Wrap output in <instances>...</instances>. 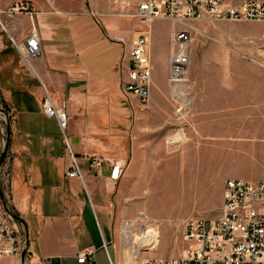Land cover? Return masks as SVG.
I'll return each mask as SVG.
<instances>
[{"label": "rangeland", "instance_id": "rangeland-1", "mask_svg": "<svg viewBox=\"0 0 264 264\" xmlns=\"http://www.w3.org/2000/svg\"><path fill=\"white\" fill-rule=\"evenodd\" d=\"M139 1L77 0L81 11L74 20L79 18L81 21L75 22L85 23L86 27L80 32L92 36L90 50L106 55L101 76L110 81L114 74L116 77L106 93H101L100 86H95L93 95L84 91L86 99L89 95L94 98L93 108L88 104L86 107L73 105L78 108V113L84 117L90 115L95 123L103 125L106 138L114 142L111 153L117 154L122 143L129 145L135 138L140 163L149 166L148 157L157 156L155 163L151 162V170H144L141 183L137 184V216L141 214L130 220L133 225L130 244L150 230L158 231L157 247L140 248L136 264H143L148 258L178 259L182 256L186 249L181 238L184 221L190 217L217 218L225 180L264 179V22H189L192 43L185 85L173 87L168 82L167 65L161 78L165 88L156 90L150 110L143 108L137 97L125 94L123 88L127 82L124 49L130 48L131 41L141 33L148 34L150 43L151 39H159L150 31L154 21L142 26L135 19ZM48 8V12L59 13L51 2ZM19 16L22 15H0L5 28L0 25V156L5 152L0 166V187L8 192L9 197L14 160L11 146L23 147L30 141H37L39 135L32 128L38 129L39 122L45 127L54 126L55 118H40L44 116L42 105L46 97L58 109H61L58 102L66 101L65 97H59L56 103L51 98L32 64L25 62L11 43L10 37L15 40V33L10 31V24L14 20L22 26ZM58 18L66 20L65 16ZM168 22L171 24L167 35L169 51L170 32L173 28L176 31L183 29V25ZM158 33L161 34L162 30ZM98 38L102 40L99 42ZM120 38L124 44L117 41ZM152 91L155 90L150 82V102ZM221 101L232 103L229 105L233 109L230 113L232 119L222 121L227 125L222 130L223 134L230 135L214 134L217 123L214 117L218 116L214 110L218 109L216 112L220 113ZM32 106L36 111L33 122L25 121L28 114L24 110ZM137 112L171 116L174 132L144 131L137 133L136 138L117 127L114 118ZM15 127H19V134H15ZM147 147H158L160 152L152 153ZM81 189L86 193L83 185ZM10 213L17 215L11 205ZM115 244L121 258L117 264H131L130 248L127 246V249L122 235L117 236ZM5 260L8 259H0ZM9 264L21 263L15 259Z\"/></svg>", "mask_w": 264, "mask_h": 264}, {"label": "crops", "instance_id": "crops-1", "mask_svg": "<svg viewBox=\"0 0 264 264\" xmlns=\"http://www.w3.org/2000/svg\"><path fill=\"white\" fill-rule=\"evenodd\" d=\"M20 2L30 5L32 16L20 14L22 26L17 24L18 21H12L10 31L15 33V40L12 39L23 43L33 31L39 36L41 54L32 60V68L56 103L59 97L66 99L58 104L68 117L65 135L70 151L77 159L82 180L66 176L71 166V154L65 147L62 135L58 133L56 120L54 126L45 127L39 122L38 129L31 127L39 135L37 141H30V144L23 147L11 146L14 160L11 165L13 177L11 175L10 205L17 214L15 225L27 246L24 261L19 259V262L80 264L77 262L78 254L91 250L92 264H117L121 258L115 240L122 235L125 241V232L132 234L133 225L130 220L141 214L137 216V184L141 183L144 170H151V162L154 164L157 156L148 157L149 166L140 163L135 138L129 145L122 143L117 154L111 153L113 150L110 148L113 149L114 142L106 138L103 125L95 123L90 115L84 117L73 105L82 104L86 107L88 104L93 108L94 98L89 95L86 99L84 91L93 95L95 86H100L98 89L101 93H106L110 82L116 77L114 74L110 81L101 76L106 55L90 50L89 40L92 36L80 32L86 27L85 23L75 22L79 18L74 20L75 15L81 11L77 0H0V12H6ZM50 2L56 6L59 15L48 12ZM64 16L66 20L58 18ZM170 26L166 20H155L150 27V31L159 37L151 39L147 49L152 67L151 87L155 91H152L150 103L142 104L137 98L143 108L150 110L156 90L165 88L161 78L166 72ZM161 30L162 33H158ZM98 39L99 42L102 40ZM125 72L128 77L127 65ZM230 104L221 101L220 113L216 112L218 109L214 110L218 113L214 117L217 121L214 126L215 135L223 134L222 130L227 126L222 124L223 120L232 119L230 113L233 109L229 107ZM24 111L28 114L25 121L31 122L36 115L34 106ZM114 121L121 131L136 138L137 133L144 131L155 130L169 134L175 130L173 118L162 113L137 112L114 118ZM15 129V134H19V127ZM146 149L152 153L160 152L158 147ZM94 157L119 161L122 164L121 177L111 181L110 166L106 162L101 165L99 172L91 170L89 163ZM81 185L86 193L82 191ZM127 246L130 248L128 243ZM128 253L130 263L134 264L133 260L137 261V256H134L131 248ZM8 260L0 261V264H9L15 259H10L11 262Z\"/></svg>", "mask_w": 264, "mask_h": 264}, {"label": "built area", "instance_id": "built-area-1", "mask_svg": "<svg viewBox=\"0 0 264 264\" xmlns=\"http://www.w3.org/2000/svg\"><path fill=\"white\" fill-rule=\"evenodd\" d=\"M1 14L9 17L17 14L32 16V11L27 2H20ZM134 17L142 26L161 19L183 25V29L178 31L173 28L169 38L168 82L174 87L186 81L188 76L185 63H190L192 43V27L189 22H264V0H140ZM0 25L4 28L1 22ZM25 39L28 41V53L20 56L29 62L40 56V41L35 31ZM117 41L125 43L121 38ZM149 43L148 34H139L131 41L130 48L126 47L123 52L129 68L124 92L137 97L142 104L150 100L152 67L147 55ZM42 112L46 118H55L65 147L71 154V166L66 176L82 180L77 159L72 155L65 135L68 123L66 113L58 109L49 97L43 101ZM105 162L110 166V180L117 181L122 174V164L117 160L94 157L90 159V169L99 172ZM0 189L5 200V213H0V259H20L23 250H27L26 241L24 248L16 247L15 237L23 235L9 213V194L3 188ZM0 203H3L1 196ZM181 238L186 249L180 258H148L143 264H264V179L256 182L245 179L225 180L218 217L187 218ZM91 256V250H84L78 254L77 262L92 264Z\"/></svg>", "mask_w": 264, "mask_h": 264}, {"label": "bare ground", "instance_id": "bare-ground-1", "mask_svg": "<svg viewBox=\"0 0 264 264\" xmlns=\"http://www.w3.org/2000/svg\"><path fill=\"white\" fill-rule=\"evenodd\" d=\"M11 43L13 44L14 48L17 50V52L20 55H24L28 53V41H24L23 43H17L12 38H10ZM27 63H31L30 61ZM189 68V63H185V73H187V70ZM129 77V74H128ZM185 83L182 82L180 84ZM185 84H183L181 87H183ZM0 213H5V205L3 203H0ZM144 217V216H143ZM158 231L155 233L153 230L148 231L145 235H143L141 238H136L132 244H130V241L132 239V236L130 233L125 232V240L130 246V248L133 250L134 256H139V251L141 247H147L150 248L151 246H158L159 245V239H158ZM25 240L22 236L15 237V245L17 248H24ZM134 264H136V261L133 260Z\"/></svg>", "mask_w": 264, "mask_h": 264}, {"label": "water", "instance_id": "water-1", "mask_svg": "<svg viewBox=\"0 0 264 264\" xmlns=\"http://www.w3.org/2000/svg\"><path fill=\"white\" fill-rule=\"evenodd\" d=\"M8 134H9V133H8ZM4 156H5V152H3V153L1 154V156H0V166H1V163H2V161H3V159H4ZM0 196H1V199H2L3 204L5 205V200H4V198H3V194H2L1 189H0ZM7 211H8V210H7ZM9 213H10V212H9ZM10 214H11V213H10ZM11 216H12L14 219H17V216L12 215V214H11ZM25 254H26V248H25V249L23 250V252L21 253V256H20V260H21V262L24 261Z\"/></svg>", "mask_w": 264, "mask_h": 264}, {"label": "trees", "instance_id": "trees-1", "mask_svg": "<svg viewBox=\"0 0 264 264\" xmlns=\"http://www.w3.org/2000/svg\"><path fill=\"white\" fill-rule=\"evenodd\" d=\"M16 216V215H15Z\"/></svg>", "mask_w": 264, "mask_h": 264}]
</instances>
